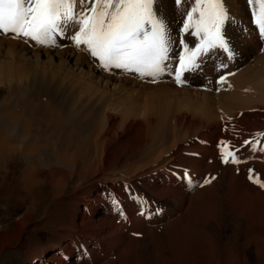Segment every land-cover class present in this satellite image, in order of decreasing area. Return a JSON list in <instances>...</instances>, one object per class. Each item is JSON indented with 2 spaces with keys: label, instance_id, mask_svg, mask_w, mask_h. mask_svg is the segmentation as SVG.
Wrapping results in <instances>:
<instances>
[{
  "label": "bare ground",
  "instance_id": "1",
  "mask_svg": "<svg viewBox=\"0 0 264 264\" xmlns=\"http://www.w3.org/2000/svg\"><path fill=\"white\" fill-rule=\"evenodd\" d=\"M187 3L183 0L179 8L187 9ZM179 8L175 0L155 2L171 40L169 69L155 80L103 69L83 46H74L71 24L54 47L0 33V186L4 166L14 158L27 164L19 172L16 199L20 193L27 199L47 182L52 200H59L69 177L79 174L72 183L66 224L56 230L59 243L36 264H108L131 229L145 220L142 200L131 193L141 188L157 197L181 199L184 187L177 175L168 173L169 164L181 152L205 153L212 139L220 149L227 142L226 150L236 154L238 163H226V209L230 213L237 207L243 243L250 240L257 258L264 259V188L253 182H264V40L245 33L249 27L240 21L227 19L223 35L228 50L208 51L183 73L184 83L177 84L172 70L183 49L175 43L181 22L173 15ZM184 41L189 48L199 42L196 37ZM125 154L130 163L105 174ZM203 157L193 159L200 172ZM80 167L82 172L74 173ZM11 197L0 198V204ZM171 261L176 263L177 257L172 255Z\"/></svg>",
  "mask_w": 264,
  "mask_h": 264
},
{
  "label": "rangeland",
  "instance_id": "2",
  "mask_svg": "<svg viewBox=\"0 0 264 264\" xmlns=\"http://www.w3.org/2000/svg\"><path fill=\"white\" fill-rule=\"evenodd\" d=\"M187 1L190 7L193 0ZM223 3L228 12V19L240 21L244 28L249 27V31L246 30L245 33L253 32L259 40H264L261 39L259 30L252 21L253 6H250L247 0H223ZM185 7L174 9L176 13L174 12L173 16L177 23L182 22ZM181 27L182 23L175 28L176 30L174 29V35L175 43L182 50L183 45L180 41L193 36L187 34L188 37L186 33L181 32ZM257 49L262 50L260 47ZM218 145V142L212 139L204 149L205 153H201L202 149H199V154L190 150L181 152L169 164L168 173L177 175V179L184 187L181 199L174 200L169 195L157 197L141 188L131 193L142 200L139 206L145 211V220L131 229L123 248L113 253L108 264H166L171 261L172 255L177 257L176 263L170 262L172 264H264V259L257 258L258 254L254 246H251L253 243L250 240H247L249 244L243 243L240 234L242 222L238 221L237 207L230 213L226 209L228 203L226 184L230 170L221 158V149ZM191 147L190 145L189 148ZM212 150L213 155L210 154ZM200 154H204L201 164L204 172L194 168L193 159H197ZM128 159L127 154L123 155L118 162L106 169L105 174L110 175V171L118 169L122 164L130 163ZM179 159L183 162L180 163ZM26 165L22 159L14 158L4 166L5 176L3 186H0V198L14 196L8 203L0 204V264H16L23 258L28 259V264H36L42 253H48L59 243L60 238L56 230L66 224L68 213L66 208L71 206L75 192L72 183L78 181V172L83 170L81 167L77 168L74 173L78 175L69 177V186L64 190L65 196L59 200H52L47 182L39 185L41 187L36 186L27 199H24L25 193H20L21 197L16 199L19 172H22ZM93 181L94 179L86 184ZM233 195L237 198L238 192L234 191ZM25 217L27 219L20 226V220ZM21 238H24L25 242H21ZM187 239L188 241H185ZM184 245L188 246V250ZM262 250L264 257V249Z\"/></svg>",
  "mask_w": 264,
  "mask_h": 264
},
{
  "label": "snow or ice",
  "instance_id": "3",
  "mask_svg": "<svg viewBox=\"0 0 264 264\" xmlns=\"http://www.w3.org/2000/svg\"><path fill=\"white\" fill-rule=\"evenodd\" d=\"M156 0H0V33L25 38L39 45L54 47L56 37L71 24L70 39L83 46L105 70L122 69L141 77H156L169 69L171 40L166 21L155 9ZM181 7L183 0H175ZM252 21L264 39V0H247ZM228 12L223 0H193L182 12L181 32L198 39L189 48L181 40L183 51L173 69L177 84L182 75L197 66L198 59L214 48L228 50L223 26ZM231 58V53H229ZM224 77H221V81ZM248 143V142H245ZM223 162L238 163L236 154L221 142ZM187 175V174H186ZM250 179H252L250 177ZM264 188V182L253 181ZM210 183V181H205Z\"/></svg>",
  "mask_w": 264,
  "mask_h": 264
}]
</instances>
